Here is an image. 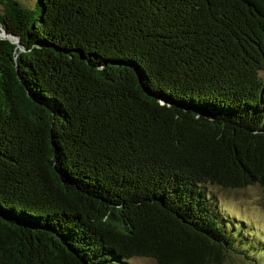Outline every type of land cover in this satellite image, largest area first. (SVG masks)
<instances>
[{"label":"trees","instance_id":"trees-1","mask_svg":"<svg viewBox=\"0 0 264 264\" xmlns=\"http://www.w3.org/2000/svg\"><path fill=\"white\" fill-rule=\"evenodd\" d=\"M37 2L1 1L0 264H256L203 186L264 189V0Z\"/></svg>","mask_w":264,"mask_h":264},{"label":"rangeland","instance_id":"rangeland-1","mask_svg":"<svg viewBox=\"0 0 264 264\" xmlns=\"http://www.w3.org/2000/svg\"><path fill=\"white\" fill-rule=\"evenodd\" d=\"M0 0V10L2 7ZM21 5L39 11L37 0H17ZM258 76L264 79V71L259 70ZM204 189L208 197L215 203L225 221L239 222L241 228L235 237L240 244H248L249 248H264V189L258 184L243 187L225 188L217 184L205 183ZM257 263L264 264V253L256 255ZM250 258V259H249ZM231 255L222 264H255L251 257ZM126 264H155L147 256H132Z\"/></svg>","mask_w":264,"mask_h":264},{"label":"water","instance_id":"water-1","mask_svg":"<svg viewBox=\"0 0 264 264\" xmlns=\"http://www.w3.org/2000/svg\"><path fill=\"white\" fill-rule=\"evenodd\" d=\"M0 37H9V38H11L12 35H11V34H6V33H4L3 31H0ZM13 41H16V40L13 39Z\"/></svg>","mask_w":264,"mask_h":264}]
</instances>
